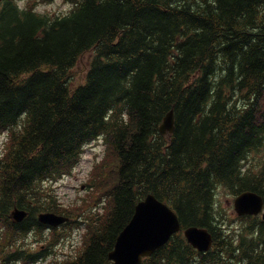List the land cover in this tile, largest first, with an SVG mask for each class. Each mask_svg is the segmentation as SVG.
Masks as SVG:
<instances>
[{
  "label": "trees",
  "instance_id": "trees-1",
  "mask_svg": "<svg viewBox=\"0 0 264 264\" xmlns=\"http://www.w3.org/2000/svg\"><path fill=\"white\" fill-rule=\"evenodd\" d=\"M52 1L0 0V133L8 134L0 238L16 244L44 227L40 211L63 210L47 183L103 137L108 154L90 195L102 208L84 213L82 252L63 264H112L118 235L149 193L176 210L182 229L142 264H264V219L239 217L232 230L217 199L221 189L264 198V0H65L72 8L63 14L37 9ZM87 54L78 81L73 70ZM171 109L175 130L164 135ZM16 207L29 211L19 223L10 218ZM190 225L213 233L211 250L187 241Z\"/></svg>",
  "mask_w": 264,
  "mask_h": 264
},
{
  "label": "water",
  "instance_id": "water-1",
  "mask_svg": "<svg viewBox=\"0 0 264 264\" xmlns=\"http://www.w3.org/2000/svg\"><path fill=\"white\" fill-rule=\"evenodd\" d=\"M175 130L174 110L171 109L161 124L163 134ZM264 199L255 192L244 191L234 201L239 215L257 214L263 209ZM27 212L16 208L12 217L22 220ZM39 219L48 224L58 225L64 217L54 213H41ZM181 229L177 213L164 201L149 194L135 208L134 215L117 237L114 249L110 252L112 264H142L143 257L152 255L166 244L171 236ZM187 240L201 251L209 250L214 242L212 233L204 227L190 225L184 230Z\"/></svg>",
  "mask_w": 264,
  "mask_h": 264
},
{
  "label": "rangeland",
  "instance_id": "rangeland-1",
  "mask_svg": "<svg viewBox=\"0 0 264 264\" xmlns=\"http://www.w3.org/2000/svg\"><path fill=\"white\" fill-rule=\"evenodd\" d=\"M71 7L72 4L70 2L55 0L52 3L39 5L38 10L52 14H61L69 11ZM91 57L92 55L88 54L84 56L79 61L76 70H73L76 80L79 81L81 77L85 75L84 72L87 69ZM6 139V133L0 134V149L5 146ZM105 150L106 145L103 139L93 140L87 144L83 157L73 174L53 183V188L64 204V207L69 211H73L76 220V224L73 223L69 227L60 229L61 235L59 238H61V242L59 245L53 248L52 253L42 257L37 262L26 263L16 260L12 261L10 264H56V261L62 262L65 259L74 257L83 249V231L82 229H78L77 220L79 219V215L77 216L76 214L85 211L86 207L89 209L90 205L93 203L90 195L93 194L94 190L91 191L89 182L92 184L96 183L99 168L94 166L104 158ZM257 158L259 157L256 156L254 160ZM84 185L85 187L83 188ZM85 198H88V200L84 201ZM217 199L221 211L229 217V223L231 224L230 229L233 230L237 228L238 230L242 220L237 218L233 208V196H231L228 191L221 189L218 191ZM78 206L84 207L78 210ZM35 236V233H32L30 240H34ZM42 244H44V242H42Z\"/></svg>",
  "mask_w": 264,
  "mask_h": 264
},
{
  "label": "clouds",
  "instance_id": "clouds-1",
  "mask_svg": "<svg viewBox=\"0 0 264 264\" xmlns=\"http://www.w3.org/2000/svg\"><path fill=\"white\" fill-rule=\"evenodd\" d=\"M21 7H23V5H21Z\"/></svg>",
  "mask_w": 264,
  "mask_h": 264
},
{
  "label": "bare ground",
  "instance_id": "bare-ground-1",
  "mask_svg": "<svg viewBox=\"0 0 264 264\" xmlns=\"http://www.w3.org/2000/svg\"><path fill=\"white\" fill-rule=\"evenodd\" d=\"M221 19V18H220ZM221 25V24H220Z\"/></svg>",
  "mask_w": 264,
  "mask_h": 264
}]
</instances>
